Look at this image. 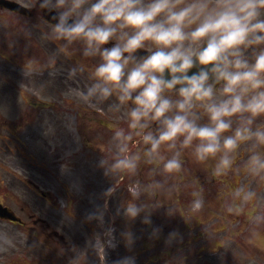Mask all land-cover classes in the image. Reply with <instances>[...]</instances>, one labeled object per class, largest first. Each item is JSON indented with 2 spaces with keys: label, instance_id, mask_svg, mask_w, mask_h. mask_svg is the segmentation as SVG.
Returning a JSON list of instances; mask_svg holds the SVG:
<instances>
[{
  "label": "clouds",
  "instance_id": "1",
  "mask_svg": "<svg viewBox=\"0 0 264 264\" xmlns=\"http://www.w3.org/2000/svg\"><path fill=\"white\" fill-rule=\"evenodd\" d=\"M20 3L43 14L45 35L59 42L60 51L78 56L68 76L87 73L85 83L68 94L109 122L111 135L96 146L102 154L94 163L112 182L102 190L103 204L85 216L103 228L87 239L96 264H138L134 253L108 258L119 241L106 212L124 181L130 197L120 201L116 214L132 221L143 213L147 224H152L153 210L165 203L168 215L179 212L186 218L175 198L190 164L203 170L208 181L243 173L264 182V0ZM24 35L30 36L31 29L25 28ZM55 63L52 55L45 66ZM67 126L76 132L78 151L81 137L73 122ZM54 128L50 121L46 134L54 136ZM203 183L197 176L191 190L186 210L193 215L206 206ZM230 196L224 212L246 213L253 237L259 236L264 203L258 201L264 198L257 188L242 183ZM159 232L156 226L152 235ZM121 236L131 250L134 232L128 229ZM178 239L182 234L173 230L166 242Z\"/></svg>",
  "mask_w": 264,
  "mask_h": 264
},
{
  "label": "rangeland",
  "instance_id": "2",
  "mask_svg": "<svg viewBox=\"0 0 264 264\" xmlns=\"http://www.w3.org/2000/svg\"><path fill=\"white\" fill-rule=\"evenodd\" d=\"M46 64V62L43 63V71L48 68L45 66ZM19 87L22 90L33 91L30 86L21 84ZM43 95L45 102H50L52 105L43 104L42 108L39 107L36 111L31 110L27 114H25L26 110L31 108L28 106L26 98L12 96L4 102L0 100V105H2L0 106V201L8 204L22 215L25 214V212H21L23 210H28L34 217L40 216V211L47 213L50 210L51 215L56 214L59 219L66 223L69 221L64 218L65 213L70 210L74 213L75 210L76 226L87 232L88 239L95 231H102V227L96 219L88 221L90 223L89 228L84 227L79 218L85 219L87 212L93 210L96 204H103L102 190L112 182L109 177L104 175L103 170L97 168L94 163L102 154L100 149L96 147L98 145L94 143L101 142L100 129L96 127V132H90L92 148H86L82 144L84 141L83 134L76 129L81 137L80 144L82 147L75 151L76 132L70 130L67 125L70 122L76 124L75 121L78 117L75 118L74 115L67 113L70 112V109L62 113L61 109L63 108L57 106V104L65 105L67 100L73 102L72 96L68 94L62 96L61 100H56L57 97L53 88L43 89ZM15 102L17 103L15 108L17 110L20 108L16 114L12 112L14 110H11V106ZM79 105L82 108L83 105ZM5 109L8 110V113H4ZM38 114L40 116L36 119ZM61 114H63L62 122ZM13 118L19 121L12 122ZM38 121H42V123L38 124ZM50 121L55 124L54 130L50 129V131H54V136H49L45 132V127ZM88 121L87 117L85 122ZM96 124L92 121L93 128ZM60 125L62 128H60ZM67 141H72L71 145ZM103 143L105 142L103 141ZM195 166L197 165H189L190 171H193L195 177L198 173H205L199 167L195 168ZM231 174L227 175L229 179L232 178ZM243 178L241 179L243 180ZM127 182H122L121 188L110 198L109 208L106 212V222L116 226V235L119 241L116 248L109 249L110 257L108 258L110 261L123 254L134 253L139 248L136 238L133 247L129 250L124 238L121 236L120 229L117 227L119 223L124 222L127 224L125 227L131 229L135 237L139 233V230L135 227L136 218L127 222L123 215L116 214L120 201L123 198H129L126 193L121 194L123 190H126ZM249 183L253 187L261 189L258 192L264 198V182L256 181L250 177ZM182 184L183 190L177 194L175 206L179 211L185 213L187 219L179 212L175 215H167V203L157 208L155 213L157 222L151 230L159 226L160 232L158 236H155L152 248H145L143 253L137 256V260H142L139 264H176L175 259L182 253L187 255L186 261L177 264H234V262H240L239 257L241 258L242 255L243 259L247 260L248 256L244 253L258 251L247 247L243 242L245 237H250V241L255 239L251 233L250 223L248 220L244 221L247 214L235 215L224 212L223 205L229 196L225 197L226 200L218 199L217 189L222 187L221 182L216 181L212 186L204 187L206 206L200 213L195 215L187 212L184 204L187 205L191 200V190L197 186L196 181L185 180ZM35 188L47 192L50 204L32 191ZM67 200H72V203L68 205ZM84 201L85 205L83 204ZM258 202L264 203V199ZM88 203L89 206H87ZM168 219H170V225H167ZM182 221L187 223L183 227H181L183 225ZM32 222V218H28V226L22 227L0 221V264H19L15 262V257L18 255L25 257V254L28 255L29 261H35V248L38 247L40 241L34 235L36 231L33 234L35 229H32V226L35 224ZM164 226H167V228H164ZM173 230H178L183 239L173 241L171 244L164 243L165 238L167 239L168 234ZM198 231H201L202 234L199 240L195 238L199 237V234H196ZM263 231L264 229L261 230V232ZM9 237L13 240L12 244L8 243ZM263 237L264 235H261L259 243H257L261 252H264L262 248L264 243L261 241ZM26 243L29 250L24 251ZM180 244L186 247L181 249ZM198 244L199 247H202V250L197 253L200 257L194 255V248ZM197 250L198 248L196 252ZM28 251L30 252L28 253ZM44 251L50 252L46 248ZM157 251L159 253L155 254ZM163 251H168V253L160 254ZM149 256L152 257L153 261L148 260ZM194 257H197L196 261ZM254 259L258 258L253 257L250 262L252 263Z\"/></svg>",
  "mask_w": 264,
  "mask_h": 264
},
{
  "label": "flooded vegetation",
  "instance_id": "3",
  "mask_svg": "<svg viewBox=\"0 0 264 264\" xmlns=\"http://www.w3.org/2000/svg\"><path fill=\"white\" fill-rule=\"evenodd\" d=\"M20 3V0H13ZM28 8V7H27ZM43 14L38 11L37 8H28L27 12H18L11 10L6 6L0 4V57L4 60H8L11 63L20 65L27 62V51L37 52L36 57H40L41 61L43 59L44 48L46 44L45 33L48 29H45V26H48L45 19H43ZM14 26L18 27L19 30H16V35H9L6 29H12ZM30 28L31 35L25 36L24 29ZM28 47V49H27ZM66 54V51H62ZM0 79H4L3 84L0 86V90L5 94L6 86L8 83L11 84V80L16 79L18 82L23 79H28V75L23 73L20 70L5 66L0 64ZM42 76H39L33 80L34 83H37ZM58 224L60 222L57 221ZM62 232H59L56 228L51 229L52 231H43L45 235H54L56 245V258L53 261V264H58L59 261H64L68 264H84L85 256L84 251H81V248L75 252L76 248V236L75 231L70 229V227L63 226ZM63 247L64 251H61Z\"/></svg>",
  "mask_w": 264,
  "mask_h": 264
},
{
  "label": "water",
  "instance_id": "4",
  "mask_svg": "<svg viewBox=\"0 0 264 264\" xmlns=\"http://www.w3.org/2000/svg\"><path fill=\"white\" fill-rule=\"evenodd\" d=\"M0 215L3 216V217L13 218L12 212L9 211L8 208L3 207L1 204H0Z\"/></svg>",
  "mask_w": 264,
  "mask_h": 264
}]
</instances>
